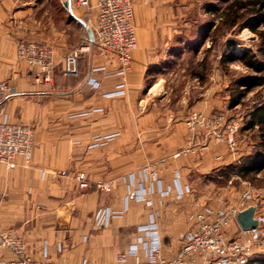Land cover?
I'll return each mask as SVG.
<instances>
[{"label": "crops", "instance_id": "0c3cea01", "mask_svg": "<svg viewBox=\"0 0 264 264\" xmlns=\"http://www.w3.org/2000/svg\"><path fill=\"white\" fill-rule=\"evenodd\" d=\"M95 1L90 0V7L83 8L75 0H0V79L7 78L10 84L1 108L10 121L29 124L34 133L28 162L16 156L14 167L8 168L0 161V230L20 238L26 253L36 258L45 241L49 258L59 264H141L146 258L137 241L147 236L138 226L154 213L162 253L170 258L181 247L184 233L194 225L187 210L192 202L188 193L178 195L173 184L171 192L161 195L153 184V192L146 197L150 203L132 197L125 205L126 194L139 180L138 176L133 178L128 189L126 182L117 179L131 169L130 162H125L128 153L121 147L125 138L116 140L115 151H95L86 144L96 131L123 127L124 111L140 110L143 105L132 103L126 108V97L151 95L163 81L165 70L179 64L186 47L178 35L186 25L179 21L184 8L178 0H133L137 47L124 78L125 93L110 96L121 81L116 75H104L116 68L112 58L85 53L78 60L77 72L62 73L63 56L90 38ZM20 40L43 42L53 48L54 68L49 81L36 80L34 67L16 57ZM201 58L193 62L197 64ZM89 77L98 85H91ZM132 123L136 128V135L130 138L133 143L146 137L148 143L165 144L166 136L171 137L172 124L162 140L157 129L161 121L133 118ZM138 128L145 129L144 133ZM163 147L159 156L168 157L170 149ZM138 151L133 154L136 158ZM177 169L184 181V168ZM79 170L91 179H116L108 191L94 185L80 188L75 178ZM171 175L164 171L163 187L171 183ZM99 208L114 214L106 225L94 220ZM256 211L255 207L254 216ZM135 243L136 254L127 253ZM0 256L9 258L12 253L0 248Z\"/></svg>", "mask_w": 264, "mask_h": 264}, {"label": "rangeland", "instance_id": "374dc122", "mask_svg": "<svg viewBox=\"0 0 264 264\" xmlns=\"http://www.w3.org/2000/svg\"><path fill=\"white\" fill-rule=\"evenodd\" d=\"M178 3L184 8L179 21L186 24L178 34L186 42L179 64H174L172 68L165 70L162 74L163 81L151 95L127 96L124 104L126 108L128 105L131 107L132 103L138 105L141 102L142 109L125 110L123 127H108L105 130L94 132L86 146L95 151H115L116 140L125 138L121 147L129 154L125 155V158H129L125 159V162H130L131 169L117 176V179L123 182L122 176L131 172L144 171L146 174L138 176L139 180L146 185H156L159 182L163 183L164 171L171 172L169 192L173 190L175 183L181 186L186 184L185 193H188L192 201L187 209L189 215L204 206L222 208L236 205L240 195L247 191L249 192V204L257 209L255 216H264V171L251 175L249 179L241 178L234 171H229L228 174H219L218 171L229 163L238 165L242 156L250 154L253 150L255 132L244 128L245 113L263 90L258 87L247 92L241 103L232 107H229V96L234 90L233 80L238 76L250 74L240 61V56L243 49H255L257 37L248 28L237 30V27H233L231 30L220 33L212 49L205 54V49L211 45V40L209 37H202L200 32H204L208 26L212 28V23L217 22V16L205 11L204 6L206 3H211L221 7L223 3L221 0H178ZM75 4L78 5L76 1ZM227 38L234 39L233 46L225 44ZM229 51H232L236 57L222 64V55ZM201 56L202 58L206 56L205 74L202 81L195 73L201 70L198 66L200 60L197 64L193 62L195 58ZM28 65L34 67L33 71L38 70V66ZM194 74L198 77L197 79H194ZM124 78L121 81L125 83ZM0 80L6 81L10 88L7 78ZM39 81L45 82L41 78ZM122 93L125 92L122 91L120 94ZM116 94L119 93L113 92L109 95L115 96ZM119 103L123 102L119 100ZM119 115L118 113V117L122 116ZM192 115L196 118L193 123L190 122ZM133 118L161 121L157 127L161 137L170 130L169 125L173 126L176 123L177 126H171L172 133H169L171 137L166 136L168 141L165 144L164 142L148 143L144 139L146 137L141 139L145 141L133 143L130 139L132 135H136V128L132 123ZM163 146L170 149L168 157L159 156V152L164 150ZM137 150H139V158L133 156L137 154ZM153 150L156 152L151 155L147 154ZM144 153L147 156L142 157ZM156 155L159 157H152ZM228 161L229 163L226 164ZM176 166L184 168V181ZM216 166L219 169L216 170ZM83 172L92 183L101 180L112 181L114 184L116 179V177L91 179L85 171ZM224 232L226 236L241 238L235 221H231ZM249 259L247 264H264V258L255 259L251 256Z\"/></svg>", "mask_w": 264, "mask_h": 264}, {"label": "built area", "instance_id": "2783aa9c", "mask_svg": "<svg viewBox=\"0 0 264 264\" xmlns=\"http://www.w3.org/2000/svg\"><path fill=\"white\" fill-rule=\"evenodd\" d=\"M75 1L79 6L90 7V0ZM95 8L96 14L89 26L92 37L63 56L62 73L66 75L77 72L80 56L92 52L114 59L116 68L105 72V76L116 75L123 79L131 68L132 52L137 47L136 32L132 23L133 0H96ZM16 56L28 64L38 66V70L34 73L36 79L41 78L45 81L51 79L54 56L50 45L34 40H20L16 43ZM87 81L93 86L98 85L93 77H89ZM123 85L124 81H120L116 85L118 90L115 93H121ZM9 90L7 82L0 80V161L6 167L13 168L16 156H21L25 162L29 161L33 149L34 133L31 125L10 121L7 113L2 110L1 101ZM194 119H196L195 115H192L190 122L193 123ZM142 174L146 172H131L122 176V179L129 189L133 178ZM75 178L80 188L94 185L99 190L108 191L113 185L112 181L97 180L92 183L85 177L83 171H77ZM180 186L175 183L178 195L186 190V187ZM153 187V184L145 185L138 180L137 186L133 190L129 189L126 194L125 205L132 197L150 203L146 197L153 192ZM157 188L161 195L169 193L171 189L169 185L163 187L160 182ZM249 205V192L244 191L236 205L222 208L204 206L193 211L190 217L194 225L184 233L181 247L170 258L162 253L157 221L154 213L151 214L146 223L138 226V229L147 236V239L140 236L137 241L146 258L141 264H247L251 256L256 258L264 254V216H255L258 224L253 228L239 227L241 238L226 236L224 229L231 221L236 222L238 211ZM112 215H114L113 212L108 208H99L94 213V220L99 225H106ZM137 243L132 244L127 253L135 255ZM58 247V249L61 248ZM0 248H6L12 253L9 258L0 256V264H59L49 258L45 241L42 243L40 257L36 258L26 253L25 245L20 238L0 230Z\"/></svg>", "mask_w": 264, "mask_h": 264}, {"label": "trees", "instance_id": "16d2710c", "mask_svg": "<svg viewBox=\"0 0 264 264\" xmlns=\"http://www.w3.org/2000/svg\"><path fill=\"white\" fill-rule=\"evenodd\" d=\"M221 7L211 3H206L205 11L217 16V22L212 23V28L206 27L204 32H200L202 37H209L211 45L205 49V54L212 49L217 37L223 31L231 30L237 27V30L248 28L257 37L255 49H243L240 61L247 68L250 74L247 76H238L233 80L234 90L229 96V107L241 103L244 95L255 89L262 88V92L253 100L245 113L244 128L254 130L255 142L250 154L242 156L239 164L229 163L223 169L218 170L219 174H228L234 171L241 178H250L264 171V0H221ZM234 39L227 38L225 44L233 46ZM236 56L232 51L224 53L221 57V63L231 61ZM206 65V56L198 63L199 71L195 72L204 79V69ZM264 258V254L255 259Z\"/></svg>", "mask_w": 264, "mask_h": 264}, {"label": "water", "instance_id": "95a60500", "mask_svg": "<svg viewBox=\"0 0 264 264\" xmlns=\"http://www.w3.org/2000/svg\"><path fill=\"white\" fill-rule=\"evenodd\" d=\"M88 33L90 38L92 37V33L90 29H88ZM255 206L249 205L246 208L237 212L236 222L242 229L253 228L258 224L257 217L254 216Z\"/></svg>", "mask_w": 264, "mask_h": 264}]
</instances>
